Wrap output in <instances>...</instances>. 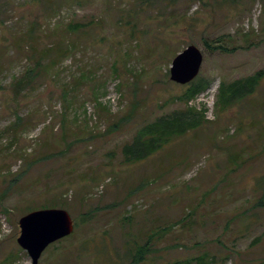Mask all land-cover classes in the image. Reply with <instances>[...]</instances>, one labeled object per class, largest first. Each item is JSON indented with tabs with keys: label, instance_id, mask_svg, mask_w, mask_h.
I'll use <instances>...</instances> for the list:
<instances>
[{
	"label": "rangeland",
	"instance_id": "obj_1",
	"mask_svg": "<svg viewBox=\"0 0 264 264\" xmlns=\"http://www.w3.org/2000/svg\"><path fill=\"white\" fill-rule=\"evenodd\" d=\"M50 45L72 50L16 86ZM190 45L204 125L126 161L141 128L187 108L170 69ZM263 70L264 0H0V264H32L19 220L40 209L68 211L74 232L39 264H133L151 235L140 264H264V76L218 103Z\"/></svg>",
	"mask_w": 264,
	"mask_h": 264
},
{
	"label": "trees",
	"instance_id": "obj_2",
	"mask_svg": "<svg viewBox=\"0 0 264 264\" xmlns=\"http://www.w3.org/2000/svg\"><path fill=\"white\" fill-rule=\"evenodd\" d=\"M71 31H77L78 26H71ZM218 45H210L206 44L207 47L213 49V50H219L222 52H232L236 49H239V47H232L233 49L230 50L226 47H224L222 43V39H218L216 41ZM57 45H61V43H58ZM51 47L45 49L42 52V56H40L38 66L35 69H30L26 73V76L23 80L18 81L16 83V86L22 87L25 83V80L29 77H32L39 73V68H44V58L47 59V65L51 67H55L57 65V62L59 61V58L61 55L65 52H71L72 48L69 46H66L64 48L57 46L59 48V53L56 57H51L52 55H49L50 52L54 51L55 46L50 45ZM63 50L62 52L60 50ZM264 76V70L261 72H258L252 77L241 79L234 81L228 85H221L220 87V97L218 100V103H220L223 107H227L231 104H233L236 100L246 98L255 91L256 87L260 84L262 78ZM198 78L195 79L193 82L188 84L185 91L182 95L179 96V100L183 101L186 104V109L183 111H176L169 115H165L163 117L158 118L155 122L148 124L141 128L136 136L134 137V140L131 142V144H127L124 147L123 153L126 158V161H144L154 155L155 153L159 152L161 149L164 148L165 145L168 143L174 141L175 139L184 136L189 131H194L199 128H201L205 121V114L204 112L197 111L194 107H189L188 103L194 97H196L201 92H204L208 89L209 84L208 82L200 80L199 82ZM19 87V88H20ZM101 105V103L99 104ZM17 121L12 125L13 128H16L17 126L21 125L23 122V119L20 116H17ZM67 114L63 113V124L65 125L67 123ZM11 127H9L10 129ZM5 212H8V210L5 208ZM156 235H151L148 240L149 242L145 245L137 246L136 253L133 256V264H140L145 259L146 255L151 252L150 246H152V242L155 239ZM66 239V238H65ZM10 261V257L8 258ZM175 264H181V263H175Z\"/></svg>",
	"mask_w": 264,
	"mask_h": 264
},
{
	"label": "water",
	"instance_id": "obj_3",
	"mask_svg": "<svg viewBox=\"0 0 264 264\" xmlns=\"http://www.w3.org/2000/svg\"><path fill=\"white\" fill-rule=\"evenodd\" d=\"M203 60V53L197 46H188L172 61L171 81L182 86L190 84L199 76ZM19 227L18 245L28 253L32 264H39L50 245L74 232V221L66 210L40 209L21 217Z\"/></svg>",
	"mask_w": 264,
	"mask_h": 264
}]
</instances>
